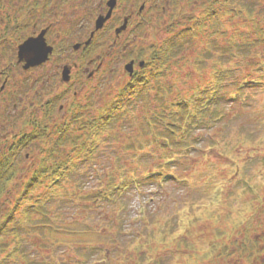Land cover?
Listing matches in <instances>:
<instances>
[{"label":"rangeland","instance_id":"1","mask_svg":"<svg viewBox=\"0 0 264 264\" xmlns=\"http://www.w3.org/2000/svg\"><path fill=\"white\" fill-rule=\"evenodd\" d=\"M247 6L252 7L253 18L264 15V0H227L221 1L218 7L216 5L218 10L225 11L219 21L207 18L206 11L201 12L200 8L197 9L198 12L200 11L199 30L201 31L196 35L185 32V30L198 31L196 26H152L153 36L149 30L144 32L143 37L149 41L147 43L154 42L156 48H161L164 42H169L170 39L180 42V37L174 36L182 30L185 37H192L185 39L183 46L185 53L179 58L178 66L168 64L169 69L166 73L160 74L161 84L174 83L177 90L184 92L189 90L195 80L201 81L202 84L211 81V68L214 64L215 68H220L222 63L226 68L229 66L232 70H236L224 85L225 100L219 103V106L225 110V117L223 119L221 117L222 121L217 124L215 130L220 129L222 134H213L209 130L210 133L203 132L204 137H209L215 142L213 147L208 146L207 142L199 144L197 148L200 152L192 157L201 160L200 163L195 164L189 156L185 161L189 168L181 166L175 173L176 178L163 183L144 181L146 173H150L153 169L154 157L160 156L162 151L151 147L125 153L117 149L116 143L102 146V150L107 152L101 156L103 161L100 164L97 162L94 166L95 174L113 168L114 154L129 156L132 157L131 163L123 172L137 174L141 184L136 188L130 185L123 192L125 206L119 208L108 202H102L98 206L92 205L89 201L75 197L72 191L73 186L76 185L73 172L72 175L62 179L60 187L56 190L54 198L48 201V205L53 212H56L57 225L62 224V228L67 229L62 233L50 230L38 232L41 240L48 244L43 249H36L33 257L42 260L38 264L43 262L45 264L49 262L50 264H260L264 262V249L248 257L246 245L250 243L245 240V238H257L264 247V69H262L264 59L254 57L248 66L243 61L245 59L236 55L221 57L223 51H218L220 46L223 47L230 41L234 43L237 40L236 37L232 38L235 32L246 31L248 29L246 26H251V21L244 19V16L231 18L226 10L232 8L244 12ZM219 22L220 26H218ZM216 28L218 31L216 30L215 34ZM222 32H225L226 37L221 36ZM76 33L78 34L77 30ZM103 36L104 34H101L93 47L91 58L96 64L99 62L96 60L97 55L103 57L109 52L107 43L106 46L105 43L100 46ZM209 43L212 47L205 67L200 71L196 70L197 64L193 58H200L199 55ZM261 47L256 46L253 50L259 53ZM78 55L79 53L71 50L67 51L65 57L55 59L59 60L57 63L62 66L72 61L76 62ZM178 56L174 60H178ZM105 61L106 67L91 79H87V75L95 67H90L83 73L74 71L73 85L65 98L59 102L65 106V109L60 112L56 107L50 113L48 126L64 120L66 105L74 100L73 92L76 93V98L79 95L84 98L86 92L89 94L88 103L91 106L86 111L87 116L97 115L108 101L119 96L129 82L128 78H124L121 72L115 70L116 67L121 70L122 62L115 59L113 61V53L107 56ZM110 68L113 69V73ZM57 70L60 72H56ZM61 70L54 66L47 72L44 71L42 76L35 73L22 74L23 76L19 77L15 73L16 78L24 81L28 79L29 83L17 91L9 89V94L7 92L0 96V141L6 137L9 142L11 136L24 127V112L35 108L36 113L40 115L42 106L50 98L63 94L65 86L61 84ZM187 71L193 75L192 81L181 83L180 80H175H185ZM151 72L152 66L146 69L145 74ZM241 78L246 82L250 80L251 85L257 82L258 84L243 90L242 98L234 100L230 96L233 89L229 84L233 79ZM34 80L37 82L35 83ZM125 122L121 120L122 125L128 124ZM245 136H250V139L246 141ZM225 144H228L230 154L226 155ZM33 145H36L34 149ZM39 145L40 143L28 145L21 150L20 156L33 158L37 154ZM233 145L234 148L230 147ZM22 161L25 167L26 159ZM89 168L88 164L83 165L75 173L85 174L91 171ZM82 181L80 194L83 195L102 187L89 183L84 177ZM22 189V184H18L15 187L16 195L20 194ZM43 192L41 186L33 190V194L36 195ZM28 204L30 202L24 203L23 206ZM112 218L117 220L113 221ZM34 219L36 225H39V218L34 216ZM166 221L169 222V228L168 231H163L162 225ZM68 224H73V228L69 229ZM246 228L250 229L249 233H246ZM217 232H220V236ZM226 246L227 248H224Z\"/></svg>","mask_w":264,"mask_h":264},{"label":"trees","instance_id":"2","mask_svg":"<svg viewBox=\"0 0 264 264\" xmlns=\"http://www.w3.org/2000/svg\"><path fill=\"white\" fill-rule=\"evenodd\" d=\"M250 6H247L244 12L226 8L231 18L244 16V19L251 21V26H246L248 28L246 31L235 32L232 38L236 37V43L230 41L218 49L219 52L223 51L221 57L236 55L245 59L243 61L248 66L254 57L264 59V15L253 18ZM224 13V9H221L220 15L213 12L212 19L219 21ZM196 27L198 31L185 32L196 35L201 31L199 26ZM217 28L214 30L215 34ZM222 35L226 37L225 32H222ZM185 39L192 37L181 34L180 42L179 40L176 42L175 39L167 41L158 49L155 61H150V65H154L152 72L130 80L119 96L108 101L97 115L87 116L83 112L72 111L66 120L48 126L52 112L50 108L44 110V116L41 117L31 112L24 117V127L11 136L9 142L7 139L0 141V264L42 262L33 255L36 249H43L48 244L41 240L38 232L50 230L62 233L67 229L62 228V224L57 225L56 212L50 209L48 201L54 198L62 179L72 175V172L76 183L72 191L78 199L97 206L102 202L111 203L119 208L125 206L123 192L130 185L136 188L141 184V180L137 174L123 172L131 163L132 157H122L118 154L113 156L112 169L95 174L94 166L97 162L100 164L103 161L101 156L107 152L102 150V146L116 143L117 149L125 153L151 147L162 151L164 154L154 157L153 169L146 173L144 180L157 183L176 178L175 173L181 166L188 167L185 161L189 156L200 152L197 148L199 144L207 142L208 146L213 147L215 142L209 137H204L203 132L210 133L209 130L213 134H222L220 129L215 130L217 124L225 117V110L219 103L225 100L224 85L236 70L229 66L226 68L222 63L220 68H215L214 64L211 68V81L202 84L201 81L195 80L189 90L184 92L177 90L174 83L161 84L159 76L169 69L167 65L178 66L179 58L183 57ZM256 46H262L259 53L253 50ZM211 47L212 44L209 43L202 50L200 58L189 56L197 64L196 70L204 69ZM253 54L256 56H252ZM177 56L178 60H174ZM192 79L193 75L187 71L185 80H175L185 83ZM251 84L250 80L246 82L243 78L233 79L229 84L233 89L230 95L232 99L242 98L243 90L257 85L258 82ZM90 106L91 104L87 103L85 110H89ZM121 120L128 124L122 125ZM249 139L250 136H245L246 141ZM32 143H40L37 154L33 158L20 156L21 150ZM227 145H224L226 155L230 154ZM35 146L33 145V149ZM230 147L234 148V145ZM23 159H26L25 167ZM193 160L195 164L201 161ZM87 164L91 171L82 175L75 173L81 166ZM83 177L88 179L89 183L102 187L86 192V195L80 194ZM18 184H22L23 189L16 195L15 187ZM40 186L44 192L33 194V190ZM27 202L30 204L23 206ZM34 216L39 218V225H36ZM112 220L115 221L117 218ZM72 226L73 224L67 225L69 229H72ZM162 228L163 231H168L169 222H164ZM250 229L246 228V233H249ZM219 233L217 232L220 236ZM245 240L250 243L246 245L249 258L254 252L263 251L264 247L257 238Z\"/></svg>","mask_w":264,"mask_h":264},{"label":"flooded vegetation","instance_id":"3","mask_svg":"<svg viewBox=\"0 0 264 264\" xmlns=\"http://www.w3.org/2000/svg\"><path fill=\"white\" fill-rule=\"evenodd\" d=\"M219 3L220 0H0V96L29 83L28 79L16 78L15 73L19 77L35 73L42 76L44 71L56 66L62 69L63 94L50 98L42 106L40 115L35 108L23 114L34 112L41 117L44 110L50 108L53 112L56 107L62 112L65 106L59 102L73 85L74 71L83 73L95 67L88 72L87 79H91L106 67L105 59L113 53V61L122 62L121 70L119 67L115 70L128 80L138 78L148 68L146 64L155 61L159 49L154 42L147 43L143 37L145 31H151L153 36L152 26H198L199 12H213ZM95 26L102 27L95 30ZM101 34L104 38L100 46L107 43L109 52L103 57L96 54L99 61L96 64L91 55ZM37 38L51 48V53L46 61L27 67L17 55L18 47L28 39ZM71 50L79 53L76 62L59 65L55 58H63ZM128 63L131 71L125 69ZM109 70L114 72L112 68ZM64 71H67L66 77ZM83 96L76 98L73 92L74 100L66 105L64 120L72 111L85 113L89 94L86 92Z\"/></svg>","mask_w":264,"mask_h":264},{"label":"water","instance_id":"4","mask_svg":"<svg viewBox=\"0 0 264 264\" xmlns=\"http://www.w3.org/2000/svg\"><path fill=\"white\" fill-rule=\"evenodd\" d=\"M102 26H95V30L100 29ZM51 53V48L47 47L41 38L28 39L18 48V57L21 61L26 62V66L34 65L46 61L48 55ZM141 65V64H140ZM131 63L127 64L125 68L129 71ZM67 71L63 72L66 77Z\"/></svg>","mask_w":264,"mask_h":264}]
</instances>
